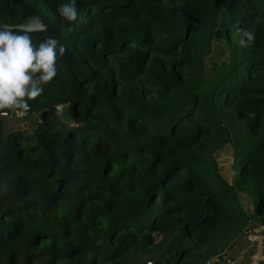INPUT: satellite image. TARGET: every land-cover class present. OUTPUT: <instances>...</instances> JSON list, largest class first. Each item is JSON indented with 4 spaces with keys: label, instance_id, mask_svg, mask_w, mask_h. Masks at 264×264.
Here are the masks:
<instances>
[{
    "label": "trees",
    "instance_id": "1",
    "mask_svg": "<svg viewBox=\"0 0 264 264\" xmlns=\"http://www.w3.org/2000/svg\"><path fill=\"white\" fill-rule=\"evenodd\" d=\"M69 2L0 0L66 47L23 118L0 110V264H202L264 226V0Z\"/></svg>",
    "mask_w": 264,
    "mask_h": 264
},
{
    "label": "clouds",
    "instance_id": "2",
    "mask_svg": "<svg viewBox=\"0 0 264 264\" xmlns=\"http://www.w3.org/2000/svg\"><path fill=\"white\" fill-rule=\"evenodd\" d=\"M57 12L63 20L75 22L76 0L59 5ZM262 19L258 15L255 21L261 23ZM6 29H0V110L23 116L30 109L29 101L41 96L44 86L57 76V60L66 47L54 36L34 44L30 31ZM238 35L241 47L251 46L256 39L255 32L248 29H239Z\"/></svg>",
    "mask_w": 264,
    "mask_h": 264
},
{
    "label": "crops",
    "instance_id": "3",
    "mask_svg": "<svg viewBox=\"0 0 264 264\" xmlns=\"http://www.w3.org/2000/svg\"><path fill=\"white\" fill-rule=\"evenodd\" d=\"M251 220L252 219H249L246 222L245 229L249 230L248 224ZM263 240L264 226L259 224L251 225L249 236L242 241L240 249L235 251L234 244L233 247L225 252V254H222V256L226 258L230 264H235V261L231 260L230 257L237 259L242 262V264H260L263 259Z\"/></svg>",
    "mask_w": 264,
    "mask_h": 264
},
{
    "label": "water",
    "instance_id": "4",
    "mask_svg": "<svg viewBox=\"0 0 264 264\" xmlns=\"http://www.w3.org/2000/svg\"><path fill=\"white\" fill-rule=\"evenodd\" d=\"M6 25L0 24V29H5ZM17 31H30V32H45L46 26L39 17H32L23 20L15 26H7L6 30ZM214 41L216 42V58L221 57L224 53L225 46L223 44V35L219 29L214 31ZM214 44V43H213ZM220 49V51H219ZM57 112L64 122L70 123L69 107L68 105L60 106L57 108ZM228 260L222 255L217 257V261L214 264H227ZM260 264H264V240H263V259Z\"/></svg>",
    "mask_w": 264,
    "mask_h": 264
},
{
    "label": "rangeland",
    "instance_id": "5",
    "mask_svg": "<svg viewBox=\"0 0 264 264\" xmlns=\"http://www.w3.org/2000/svg\"><path fill=\"white\" fill-rule=\"evenodd\" d=\"M34 117H36V116L34 115ZM0 118H2L1 115H0ZM22 125H24V124H22ZM220 153H221V155H220V158L218 160L219 167H220V173L226 181L231 183L232 178H233L231 151L229 150L228 147H226ZM241 199L246 200V198H244V197H241ZM253 207H254L253 202L251 200H248L247 203H245L244 211H245L247 216H249V217L254 216ZM255 219L258 220V218L254 216L252 218L251 222H249V224H248L249 230L245 229L246 228L245 227L243 229L242 233L239 235V239L237 241H235V243H234L235 244V247H234L235 251H238L240 249V247L242 245V241L249 236L250 226L255 225V224H259L258 223L259 221L257 222V220H255ZM230 259L235 261V264H242V262L238 261L237 259H234L233 257H230Z\"/></svg>",
    "mask_w": 264,
    "mask_h": 264
},
{
    "label": "built area",
    "instance_id": "6",
    "mask_svg": "<svg viewBox=\"0 0 264 264\" xmlns=\"http://www.w3.org/2000/svg\"><path fill=\"white\" fill-rule=\"evenodd\" d=\"M29 112V111H28ZM3 112H1L0 113V115L2 116V117H8L9 116V114L8 115H3L2 114ZM16 119H21V118H23L25 115H23V116H18V115H16L15 113H13L12 114ZM216 260L217 259H211V260H207V261H205V262H203L202 264H214L215 262H216ZM147 264H151V263H147ZM227 264H230V263H227Z\"/></svg>",
    "mask_w": 264,
    "mask_h": 264
}]
</instances>
